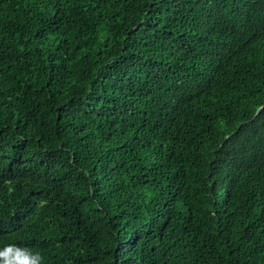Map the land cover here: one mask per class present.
<instances>
[{"label": "trees", "instance_id": "16d2710c", "mask_svg": "<svg viewBox=\"0 0 264 264\" xmlns=\"http://www.w3.org/2000/svg\"><path fill=\"white\" fill-rule=\"evenodd\" d=\"M264 264V0H0V264Z\"/></svg>", "mask_w": 264, "mask_h": 264}, {"label": "clouds", "instance_id": "9594fccd", "mask_svg": "<svg viewBox=\"0 0 264 264\" xmlns=\"http://www.w3.org/2000/svg\"><path fill=\"white\" fill-rule=\"evenodd\" d=\"M40 254L39 253H35L34 254V258L31 261V264H40Z\"/></svg>", "mask_w": 264, "mask_h": 264}]
</instances>
